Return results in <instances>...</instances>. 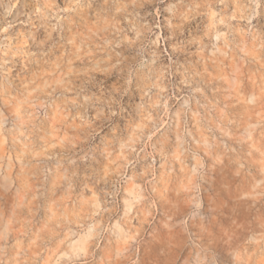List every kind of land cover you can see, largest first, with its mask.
<instances>
[{
	"label": "rangeland",
	"instance_id": "rangeland-1",
	"mask_svg": "<svg viewBox=\"0 0 264 264\" xmlns=\"http://www.w3.org/2000/svg\"><path fill=\"white\" fill-rule=\"evenodd\" d=\"M0 264H264V0H0Z\"/></svg>",
	"mask_w": 264,
	"mask_h": 264
}]
</instances>
